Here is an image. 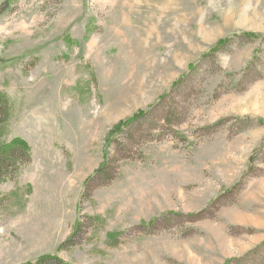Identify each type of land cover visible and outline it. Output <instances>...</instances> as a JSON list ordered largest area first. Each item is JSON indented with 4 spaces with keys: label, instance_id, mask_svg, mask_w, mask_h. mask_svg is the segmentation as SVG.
Here are the masks:
<instances>
[{
    "label": "rangeland",
    "instance_id": "374dc122",
    "mask_svg": "<svg viewBox=\"0 0 264 264\" xmlns=\"http://www.w3.org/2000/svg\"><path fill=\"white\" fill-rule=\"evenodd\" d=\"M0 93L31 155L0 183V264H225L264 240V0H0Z\"/></svg>",
    "mask_w": 264,
    "mask_h": 264
},
{
    "label": "trees",
    "instance_id": "16d2710c",
    "mask_svg": "<svg viewBox=\"0 0 264 264\" xmlns=\"http://www.w3.org/2000/svg\"><path fill=\"white\" fill-rule=\"evenodd\" d=\"M242 36L247 38H258L259 34L251 33V32H243L241 33ZM229 37L221 38L215 43L214 49L204 56L214 54L216 50L220 49L223 45L226 44ZM11 102L9 101L6 94L0 93V183L4 181H8L13 179L18 173L24 164H27L30 161V147L28 143L21 137L16 136L9 140H4L3 136L7 131V123L10 119L11 115ZM155 103L150 104L148 109L152 107ZM148 109H139L136 111L132 116L120 120L115 123L113 126L109 128L105 135L104 139V146L102 148V161L100 165L97 167V170L101 169L106 161L108 160V142L113 141L115 136L118 133H121L130 123L138 120L142 116L146 114ZM255 121L258 123H262L259 118H255ZM1 201V197H0ZM80 227V221H77L72 229L68 238L62 242L58 249H62L67 242H69L74 235L76 234L77 230ZM264 246V240L258 245V249H253L246 253L244 256L239 258H232L225 261V264H230L231 262H235L238 260H242L246 258L248 255L252 253H257V250H261ZM16 264H70L68 261H65L58 255V251H54L53 253H44L36 257L33 261H23Z\"/></svg>",
    "mask_w": 264,
    "mask_h": 264
}]
</instances>
